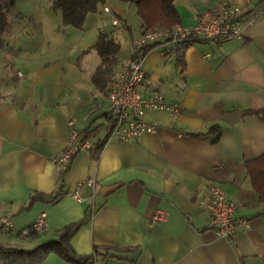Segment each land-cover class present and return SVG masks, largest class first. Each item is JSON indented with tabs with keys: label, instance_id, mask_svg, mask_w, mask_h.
I'll return each mask as SVG.
<instances>
[{
	"label": "crops",
	"instance_id": "crops-1",
	"mask_svg": "<svg viewBox=\"0 0 264 264\" xmlns=\"http://www.w3.org/2000/svg\"><path fill=\"white\" fill-rule=\"evenodd\" d=\"M173 1L177 26L186 27L203 11L235 4L242 35L217 43L197 40L180 50L160 41L149 49L140 91H159L179 114L173 119L167 110L147 109L155 131L129 142L106 140L109 101L92 82L100 63L93 45L104 29L96 13L87 15L83 29L63 27L61 18L45 29L34 17L15 14L13 24L28 19L36 32L21 42L12 25L0 48V218L11 222L0 228V243L31 250L76 224L69 244L77 256H90L73 263L49 253L31 264H264V199L247 169L264 154V122L251 112L264 108V0ZM101 7L123 30L116 38L120 62L143 33L137 9L119 0ZM215 125L218 135L211 131ZM69 143L88 146L77 151L63 177L67 193L53 203H30L33 194L59 188L53 159ZM89 177L92 186L76 188ZM209 184L235 203L236 217L248 220L230 239L215 235L200 206ZM158 210L167 216L153 221ZM39 216L45 228L23 234Z\"/></svg>",
	"mask_w": 264,
	"mask_h": 264
},
{
	"label": "built area",
	"instance_id": "built-area-1",
	"mask_svg": "<svg viewBox=\"0 0 264 264\" xmlns=\"http://www.w3.org/2000/svg\"><path fill=\"white\" fill-rule=\"evenodd\" d=\"M104 9L111 17L112 24L117 25L118 21L110 9L108 7ZM240 18L241 9L237 5L229 3L217 12L203 11L192 26H176L171 29L147 32L134 39L131 45V56L117 63L113 80L108 89L109 113L112 115L108 137L129 142L144 133L154 132L155 122H149L145 118L146 110L149 108L167 110L173 119H176L179 114L177 105L167 103L164 95L159 91L153 90L147 96H144L140 91L145 77L141 62L145 55L143 48L146 45L163 41L177 48H183L197 40L217 43L226 38H240L242 35ZM21 74L20 71H17V75L21 76ZM87 146L86 143L81 145L69 143L53 159L58 172L65 170L77 151ZM82 184L92 186L94 179L89 177L79 182L76 188L78 189ZM73 195L76 199H80L77 191ZM199 202L202 209L208 212L210 225L217 237L230 239L239 228L248 226L247 219L235 216V203L214 184L207 186ZM166 216L165 211L158 210L152 219L160 221ZM10 226L11 222L8 216L0 218V228H9ZM43 228H45V220L39 216L23 231V234H28L29 231L38 232Z\"/></svg>",
	"mask_w": 264,
	"mask_h": 264
},
{
	"label": "trees",
	"instance_id": "trees-1",
	"mask_svg": "<svg viewBox=\"0 0 264 264\" xmlns=\"http://www.w3.org/2000/svg\"><path fill=\"white\" fill-rule=\"evenodd\" d=\"M134 4L137 9V15L143 27V33L156 30L171 29L179 23L178 13L173 0H119ZM106 0H52L49 7L59 13L63 27L83 29L87 15L95 13L99 6L105 4ZM15 0H0V48L4 45L5 35L11 30L13 25L9 19L14 7ZM21 16V14H17ZM117 19V17H116ZM121 25L130 31V26L118 19ZM142 33V34H143ZM158 43V42H157ZM157 43L146 45L143 48V54L153 48ZM120 42L111 36L105 29H100L97 34L96 42L93 49L99 56L100 63L92 73V82L95 88L107 95L109 86L113 80L118 59L116 54L119 50ZM181 48H177L180 50ZM264 122V108L251 111ZM109 116L112 115L108 112ZM220 127L215 125L211 131L218 135ZM91 130L86 131V138H89ZM217 138V137H216ZM108 139V135L106 140ZM98 142L94 145L95 151L102 148L105 141ZM74 157V156H73ZM71 158V161L73 159ZM70 163L65 170L58 172L59 188L50 195L35 193L31 196L30 203L41 200L50 203L61 198L65 193L62 190L63 177L70 167ZM248 174L257 191L259 197L264 199V154L251 160L248 165ZM76 224H70L56 233V237L49 240L44 245H39L31 250H24L14 246H8L0 243V262L2 264H31L41 262L49 253H54L67 261L79 263L90 259V256H77L69 244L71 235ZM37 231H29L27 236L36 235Z\"/></svg>",
	"mask_w": 264,
	"mask_h": 264
},
{
	"label": "rangeland",
	"instance_id": "rangeland-1",
	"mask_svg": "<svg viewBox=\"0 0 264 264\" xmlns=\"http://www.w3.org/2000/svg\"><path fill=\"white\" fill-rule=\"evenodd\" d=\"M51 1L52 0H15V4L9 16V19L12 22L17 20L15 14L17 12H21L22 14L26 15V18L32 19L34 17L37 22L41 21V24L45 27V29H49V27L51 25H55L58 19L60 18V15L58 13H55L50 10L49 5ZM95 13V17L98 20V24H101L102 27L106 30V32H108L111 36L119 39L120 34L123 33L121 26L116 27L115 25H112L111 19L102 11L101 6L98 7L97 12ZM91 14L93 15V13ZM127 16V18H130V22L133 24V16L131 14H128ZM89 21L90 19H88L86 23V27H88L87 31H89V28L92 25ZM30 32H34L33 34H35L36 28L33 27L31 22H28V19L23 20L20 18L18 23L15 22L13 24L11 33L16 35V37L19 38L21 42H23V39L29 36L28 33ZM12 45L13 43L11 44V46H9V48H13ZM104 131L105 129H103V132Z\"/></svg>",
	"mask_w": 264,
	"mask_h": 264
}]
</instances>
